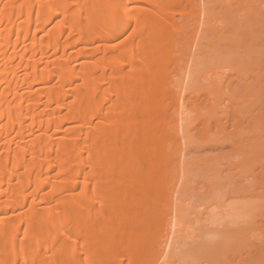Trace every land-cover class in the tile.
Masks as SVG:
<instances>
[{"label": "bare ground", "instance_id": "bare-ground-1", "mask_svg": "<svg viewBox=\"0 0 264 264\" xmlns=\"http://www.w3.org/2000/svg\"><path fill=\"white\" fill-rule=\"evenodd\" d=\"M211 2L0 0V264L185 263L207 218L186 183L187 152L210 141L189 85ZM242 3L264 28V0Z\"/></svg>", "mask_w": 264, "mask_h": 264}, {"label": "rangeland", "instance_id": "rangeland-1", "mask_svg": "<svg viewBox=\"0 0 264 264\" xmlns=\"http://www.w3.org/2000/svg\"><path fill=\"white\" fill-rule=\"evenodd\" d=\"M228 1L213 0L211 2L212 17L207 26L210 32L205 31V34H208L207 40H201V49L193 58L195 67L189 86L192 91H196L198 96L196 97L198 100H195L192 106L195 108L193 113L204 116L203 119L206 120V122L204 120V125L208 121L206 126L200 124L201 126L197 127V124L194 135L196 134L197 139H202L203 136L208 137L207 140L210 139V141L207 142L205 139L206 143H202L205 145L202 148L201 142H205L204 138L199 140L201 151H199L198 140L191 144L192 147L188 146L189 148H193V145L198 146L197 151L199 152L194 153L193 148V153H191L192 150L189 149L187 156L189 160L192 155L199 160V163L194 160L193 162L196 163L192 164V166L195 165L194 168L189 169L190 172L192 170L190 176L192 181L189 179L190 181L187 180L188 183H185L188 185L190 182L189 187L192 185L193 191L189 188L191 191L188 194L189 197L187 193L185 197H188V200L191 198L190 203L195 204L191 205L193 208L196 209L201 205V209L198 207L197 211H203L202 214L206 212L207 218L204 215L199 216V220L191 221L194 227L192 226L193 229L191 227L190 230L193 232L185 231L192 235L194 233L193 236L195 239L197 237L199 242L192 237L188 242L185 237L190 236L189 234L183 238V243L185 239L187 245L181 248L186 256L182 255L183 251H181V255L178 254L179 256L175 257H183L182 260L185 262L181 261L183 264H211L212 256L213 259L216 258L214 255L218 257L224 255L225 261L228 257L230 261H226L227 264H262L264 261V154L262 158H259L260 155L257 156L256 153L258 133L262 131L260 134H264V116L262 117L260 112L262 109L264 112V104L262 103V109H259L261 105L257 99L262 98L260 95L256 97L264 92V28L253 24L252 21L242 23L237 18V11L234 10L236 8L233 9L231 5L237 0ZM239 1L241 5L243 0ZM249 2L250 0L243 1L242 9H240L241 12L243 10L247 12L248 16L252 14ZM236 20L240 21V23L237 22L238 26H235L237 25ZM260 29H262L261 34ZM258 47L263 48L261 50ZM183 64H186V61L185 63L180 62V65ZM260 72L263 75V78L261 77L263 90L257 89V86L261 88L259 84L257 85V81L260 80L257 73ZM211 113L214 116L210 117ZM260 118L263 123L260 122ZM247 150L250 153L249 156L246 154ZM186 172L189 177L190 172L185 169ZM185 173L184 176H186ZM196 217L193 219H197ZM202 218L208 220L203 222ZM156 230L151 229L143 242L154 240L159 235V231ZM200 244L203 246L200 247ZM188 245L194 246L195 250L189 246L187 249H192H189V252L185 251ZM250 246L258 249L249 253L247 251ZM220 250L222 252L216 254ZM209 253H214V255ZM224 256H222L223 261ZM173 260L175 263L181 258Z\"/></svg>", "mask_w": 264, "mask_h": 264}, {"label": "snow or ice", "instance_id": "snow-or-ice-1", "mask_svg": "<svg viewBox=\"0 0 264 264\" xmlns=\"http://www.w3.org/2000/svg\"><path fill=\"white\" fill-rule=\"evenodd\" d=\"M132 31L134 32V31H135V29H132Z\"/></svg>", "mask_w": 264, "mask_h": 264}]
</instances>
